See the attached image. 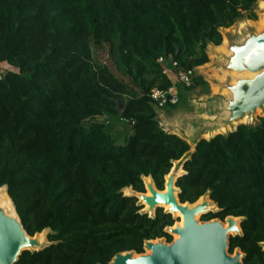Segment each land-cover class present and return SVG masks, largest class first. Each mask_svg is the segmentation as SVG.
I'll use <instances>...</instances> for the list:
<instances>
[{
  "label": "trees",
  "instance_id": "1",
  "mask_svg": "<svg viewBox=\"0 0 264 264\" xmlns=\"http://www.w3.org/2000/svg\"><path fill=\"white\" fill-rule=\"evenodd\" d=\"M256 1L0 0V63L17 70L0 76V186L28 235L49 230V244L15 264H110L119 252L143 253L146 240L170 242L172 215L158 207L148 216L122 190L144 192L143 176L163 190L181 159L179 201L208 195L218 210L201 221L239 217L229 253L264 264V116L188 152L149 98L171 84L159 56L182 69L205 64L206 46L241 14L255 19ZM92 43L114 45L124 78L93 62ZM97 116L118 117L130 133L116 143Z\"/></svg>",
  "mask_w": 264,
  "mask_h": 264
},
{
  "label": "water",
  "instance_id": "2",
  "mask_svg": "<svg viewBox=\"0 0 264 264\" xmlns=\"http://www.w3.org/2000/svg\"><path fill=\"white\" fill-rule=\"evenodd\" d=\"M221 68L225 73L220 84L229 94L225 100V116L215 124L226 127L244 116L254 114L257 109L264 108V30L251 31L240 41L228 42ZM244 71L252 76L233 79L228 74ZM184 161L185 159L181 160V169ZM183 172L169 170L164 176V192L155 187L150 177V183L143 182L144 192L131 189L130 194L137 198V203L142 208V201L147 204L148 208L140 211L148 216L154 215L162 203L170 206L165 212L171 215L179 212L182 226L173 224L166 228L169 234H177V238L169 243L157 239L146 240L143 249H148L149 254L119 252L112 257L110 264H243V253L238 248L229 253L228 249L229 237L241 233L240 218L227 216L223 221L217 218L201 221L202 214L216 211L218 207L208 195V200H199V197L193 203L180 202L179 189L175 183ZM146 190L150 195H145ZM37 234L28 235L17 214L16 217L11 216L0 207V264H15L22 251L40 250L49 244L40 242Z\"/></svg>",
  "mask_w": 264,
  "mask_h": 264
},
{
  "label": "rangeland",
  "instance_id": "3",
  "mask_svg": "<svg viewBox=\"0 0 264 264\" xmlns=\"http://www.w3.org/2000/svg\"><path fill=\"white\" fill-rule=\"evenodd\" d=\"M260 0H257L253 6V11L255 13V19L252 22H255L257 26H261L260 18L256 7ZM246 14H241L228 28H221V43L226 38L228 42L231 41H240L242 40L249 32H260L261 29H256L253 27L251 22L249 24L246 23ZM244 24L243 28L240 32H234L233 26L235 24ZM219 44V45H220ZM213 44L209 43L206 46V54L208 57V62L205 64L209 65V71L204 72L201 71L200 67L195 72L197 75L201 76V79H195L193 85L191 84L189 87L182 88V86L177 82V80L173 77L171 78L172 83H174L175 91L178 95V102L171 106H164L163 108L155 110L156 119L158 121L159 126L168 132H176L185 137L187 142L189 143L190 149L188 152L193 150L194 142L203 137V134L212 131L216 128V122L225 116V100L228 97V90L221 86L220 82L224 80L223 77V69L221 68L222 63L225 61V56L227 54H215L212 58L208 54V48ZM218 46V45H213ZM92 50V60L95 64L105 65L107 66L117 77L124 78L123 69L118 61V56L114 45H110L108 43H103L101 45L91 44ZM6 70L17 71L16 69L11 68L6 63H0V73H4ZM230 74V73H228ZM232 77H249L243 74H230ZM233 78V79H234ZM233 81V80H232ZM231 81V82H232ZM260 116H264V108L262 110L257 109L254 114L247 115V119L237 122L234 125V128L239 124H255L258 122V118ZM94 120L100 121L104 123V129L108 132L116 143H122L125 136L130 133L129 124L124 123L123 120L114 116H97ZM189 132L186 134V131ZM233 129V128H232ZM229 129L226 132L232 130ZM186 130V131H185ZM224 132V133H226ZM211 137V136H210ZM207 139V138H206ZM182 160V159H181ZM181 160H175L172 162V167L170 170H174L177 172L178 168H181ZM144 182V178H142ZM131 188V187H130ZM132 190H122L124 195L131 193ZM205 196V195H203ZM207 197V196H206ZM162 208V207H161ZM142 209V208H141ZM163 209V208H162ZM164 210V209H163ZM174 219V223L176 224L179 221V217H176L172 214ZM49 232L48 229H45L41 232L43 235V241L47 243L46 235ZM171 235V241L175 239L174 234ZM157 240L165 241L164 238H160ZM170 241V242H171ZM166 242V241H165ZM169 243V242H168ZM262 250L264 251V242L261 243ZM143 253L146 252L143 249Z\"/></svg>",
  "mask_w": 264,
  "mask_h": 264
},
{
  "label": "bare ground",
  "instance_id": "4",
  "mask_svg": "<svg viewBox=\"0 0 264 264\" xmlns=\"http://www.w3.org/2000/svg\"><path fill=\"white\" fill-rule=\"evenodd\" d=\"M256 10L258 12V15H259V18H260V24L261 26H257L255 22H251L250 25H252L253 27H255L256 29H261V30H264V0H260V2L258 3L257 7H256ZM244 24H235L233 26V31L234 32H240L241 29L243 28ZM227 44H228V41L227 39L225 38L222 42V44L218 45V46H209L207 47L208 48V54L210 55V57L212 58L216 53L217 54H223V53H226L227 52ZM201 71H204V72H207L209 71V65L205 64L203 65L202 67H200ZM225 73V71H224ZM223 73V75H224ZM230 74H243V75H246V76H252L251 73L249 72H241V73H237V72H229ZM234 78V77H233ZM256 112V111H255ZM247 119V116H244L243 118H241L240 120L238 121H234L232 122V124H230L229 126H226V127H219V128H216L212 131H208L206 133L203 134L204 138H210V136L216 134V133H224L226 132L227 130L229 129H232L234 128V125L237 123V122H240V121H243V120H246ZM186 131V130H185ZM189 132V129L188 131H186V134H188ZM173 133H176V132H173ZM177 135H179L180 137L182 138H185L183 135L179 134V133H176ZM183 172V170L181 168H178L177 169V173H181ZM142 178H144V183H150L151 182V179H150V176H143ZM125 190H130L131 188L130 187H127V188H124ZM164 192V190L162 191ZM131 193L129 194H126V195H130ZM145 195H150L149 191L146 190V194ZM199 200H208V198L205 196H201L199 198ZM143 203V210H146L148 208L147 204L142 201ZM160 206L164 209V210H169L170 206L168 204H160ZM212 206V205H211ZM210 206V207H211ZM0 207H2L5 212H7L9 215L11 216H14L16 217V214H15V210H14V207H13V204L10 200V198L8 197L7 193H6V188L5 186H0ZM173 215L177 216V217H180V222H177L176 224L178 226H182V216L179 212H173ZM197 218V216H196ZM174 236H177V234H174ZM37 237H38V240L40 242H44L43 241V235L40 233L37 234ZM177 238V237H175ZM146 252L148 253H144V254H149V250L146 249Z\"/></svg>",
  "mask_w": 264,
  "mask_h": 264
},
{
  "label": "built area",
  "instance_id": "5",
  "mask_svg": "<svg viewBox=\"0 0 264 264\" xmlns=\"http://www.w3.org/2000/svg\"><path fill=\"white\" fill-rule=\"evenodd\" d=\"M157 62L162 66V74L165 75L171 82L166 89L153 88L149 92V98L154 103L157 109L163 108L167 104H175L178 101V95L175 91L174 83L171 78L173 77L179 82L181 86L188 87L192 82V78L195 75L194 68L182 69L174 61L171 55L159 56ZM2 73H0V76Z\"/></svg>",
  "mask_w": 264,
  "mask_h": 264
},
{
  "label": "crops",
  "instance_id": "6",
  "mask_svg": "<svg viewBox=\"0 0 264 264\" xmlns=\"http://www.w3.org/2000/svg\"><path fill=\"white\" fill-rule=\"evenodd\" d=\"M252 20H253V19H248V18H247V19H246V23H245V22H243V23L247 25V23L249 24V22H252ZM223 29H225V28H223ZM199 67H200V66H197V67L194 68L195 72L197 71V69H199ZM207 139H208V138H207Z\"/></svg>",
  "mask_w": 264,
  "mask_h": 264
},
{
  "label": "flooded vegetation",
  "instance_id": "7",
  "mask_svg": "<svg viewBox=\"0 0 264 264\" xmlns=\"http://www.w3.org/2000/svg\"><path fill=\"white\" fill-rule=\"evenodd\" d=\"M178 222H180V217H179V221Z\"/></svg>",
  "mask_w": 264,
  "mask_h": 264
}]
</instances>
